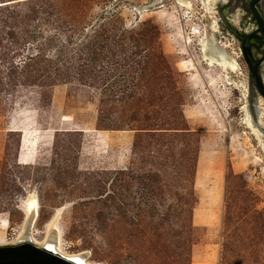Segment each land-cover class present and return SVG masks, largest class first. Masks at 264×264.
<instances>
[{
  "label": "rangeland",
  "instance_id": "obj_1",
  "mask_svg": "<svg viewBox=\"0 0 264 264\" xmlns=\"http://www.w3.org/2000/svg\"><path fill=\"white\" fill-rule=\"evenodd\" d=\"M186 1L0 0V244L33 195V239L55 221L90 263L264 264V110L259 139L219 11L256 25L242 1ZM210 36L237 71L203 59Z\"/></svg>",
  "mask_w": 264,
  "mask_h": 264
},
{
  "label": "water",
  "instance_id": "obj_2",
  "mask_svg": "<svg viewBox=\"0 0 264 264\" xmlns=\"http://www.w3.org/2000/svg\"><path fill=\"white\" fill-rule=\"evenodd\" d=\"M248 5V11L256 27L251 32L243 34L229 25L233 15H226L219 11L221 20L230 32L241 41V53L249 68L251 96L249 104L256 118L260 100L264 102V57L258 59L254 52L253 40L262 36L264 42V0H239ZM238 6V5H237ZM235 11L233 12V14ZM240 23V27H242ZM262 98V99H261ZM256 120V119H255ZM263 129V128H262ZM0 264H85L81 259L66 257L47 246H38L32 240H23L12 244L0 245Z\"/></svg>",
  "mask_w": 264,
  "mask_h": 264
},
{
  "label": "bare ground",
  "instance_id": "obj_3",
  "mask_svg": "<svg viewBox=\"0 0 264 264\" xmlns=\"http://www.w3.org/2000/svg\"><path fill=\"white\" fill-rule=\"evenodd\" d=\"M201 2V4L204 6V8L206 9V11L210 14H216V6L219 3V0H198ZM178 3L181 6L190 8L191 4L186 1V0H178ZM218 19L216 17H212V24L210 26V30H212L216 35L219 32L218 30ZM206 41H202L203 43L202 45V51H203V59L206 60L210 65H216L219 66L223 69H229L233 72L237 71L239 69L237 62L234 61L233 59H231L228 55H226L225 53V49L227 48L226 46H218L216 41L214 40L213 36H210L208 38H206ZM250 97V96H249ZM263 103L260 100V107L261 109H258L257 112L258 114L256 115V118L253 114V111L251 109V105L250 107H248V109L246 107H244V110L247 113V117L245 120V123L247 124V126L253 131V133L260 139V134H259V130H263V124L261 123V119L259 117V115L261 116V111L264 110V107H262ZM247 109V110H246ZM260 110V112H259ZM256 119V120H255ZM37 204H36V200L35 197L32 195L30 197V199L27 202V209H26V218L21 230V233L19 235V239H17L16 241L13 242H7V243H3L0 245H6V244H12V243H16L19 241H23V240H32L34 241L38 246L40 247H44L47 246L50 249H54L56 252H58L59 254L66 256V257H71V258H76V259H81L83 261V263L85 264H103V263H90L88 261L87 256L84 253H79L76 255H71V254H65L63 252L60 251L59 249V233L58 230L54 228L55 226V221L51 224V227L48 231V234L46 236V240L45 242H43L42 244H38L32 237V230H33V226L35 224V222L37 221Z\"/></svg>",
  "mask_w": 264,
  "mask_h": 264
},
{
  "label": "flooded vegetation",
  "instance_id": "obj_4",
  "mask_svg": "<svg viewBox=\"0 0 264 264\" xmlns=\"http://www.w3.org/2000/svg\"><path fill=\"white\" fill-rule=\"evenodd\" d=\"M253 48L264 49V42L262 41V36H257V37L254 38V40H253ZM263 57H264V50H263V54H262L261 58H263ZM263 104H264V102H263Z\"/></svg>",
  "mask_w": 264,
  "mask_h": 264
},
{
  "label": "trees",
  "instance_id": "obj_5",
  "mask_svg": "<svg viewBox=\"0 0 264 264\" xmlns=\"http://www.w3.org/2000/svg\"><path fill=\"white\" fill-rule=\"evenodd\" d=\"M38 218H39V216H38Z\"/></svg>",
  "mask_w": 264,
  "mask_h": 264
}]
</instances>
